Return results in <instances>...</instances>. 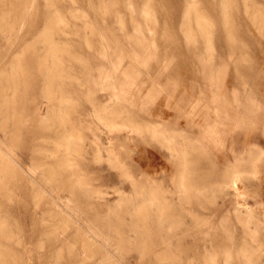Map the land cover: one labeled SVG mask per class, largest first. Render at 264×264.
<instances>
[{"label": "rangeland", "instance_id": "1", "mask_svg": "<svg viewBox=\"0 0 264 264\" xmlns=\"http://www.w3.org/2000/svg\"><path fill=\"white\" fill-rule=\"evenodd\" d=\"M17 1L0 0V264H264V30L251 24L243 0L234 17L242 47L225 39L220 0L212 7L207 0H102L99 11L97 0H22L21 15L12 12Z\"/></svg>", "mask_w": 264, "mask_h": 264}, {"label": "bare ground", "instance_id": "2", "mask_svg": "<svg viewBox=\"0 0 264 264\" xmlns=\"http://www.w3.org/2000/svg\"><path fill=\"white\" fill-rule=\"evenodd\" d=\"M23 1H24V0H23ZM97 1H98V4H97L96 6H94V8H95L94 10L99 11L100 8H101V1H102V0H97ZM104 1H105V0H104ZM132 1H133V0H132ZM181 1H182V0H181ZM185 1H186V0H185ZM187 1H188V0H187ZM187 1H186V2H187ZM220 1H221V6H220V7H221V12H220V11H219V12L222 13V17H223V33H224V36H225L226 41H227L229 44H231V45H235V46H239V47L245 46L246 43L243 42V40L241 41L240 39L237 38L238 33L242 30V29H240L239 24L237 23V21L234 19L235 15L238 14V4H237V0H220ZM250 1H251V0H243V2H244V6H243V7H244V12L249 16L250 21H251V24L256 28V30L258 29L259 31H263V30H264V9H263L261 6H259V5L257 4V3H259V1H256L255 3H252V2L250 3ZM145 2H146V1H145ZM152 2H153V1H152ZM189 2H190V1H189ZM194 2H195V1H194ZM183 3H184V2H183ZM195 3H196V2H195ZM199 3H200V2H199ZM238 3H239V1H238ZM125 4H126V3H125ZM187 4H188V2H187ZM190 4H192V3H190ZM190 4H189V5H190ZM196 4L198 5V3H196ZM11 5H12V4H11ZM146 5H148V4H145V6H146ZM199 5H200V4H199ZM207 5H209V6L212 7V6H213V2H212L211 0H207ZM239 5H240V4H239ZM78 6H79V5H78ZM78 6H77V7H78ZM149 6H150V5H149ZM182 6H183V5H182ZM201 6H203V5H201ZM74 7H75V6H74ZM143 7H144V6H143ZM146 7H147V6H146ZM218 7H219V6H218ZM12 8H13V9H12V12H13V13L21 15V14L24 12L25 4H24V2H22V0H19V1L15 2L14 7H12ZM62 8H63V7H62ZM62 8H61V9H62ZM72 8H73V7H72ZM160 8H162V7H160ZM182 8H183V7H182ZM189 8H190V7H189ZM197 8H198V7H197ZM78 9H80V8L78 7ZM124 9H125V8H124ZM132 9H133V8H132ZM140 9H141V8H140ZM151 9H152V8H151ZM183 9H184V8H183ZM190 9H191V8H190ZM201 9H202V7H201ZM201 9H200V11H201ZM119 10H120V9H119ZM119 10H118V11H119ZM203 10H204V9H203ZM219 10H220V9H219ZM118 11H117V13H119ZM120 11H121V10H120ZM143 11H144V10H143ZM145 11H146V10H145ZM191 11H192V10H191ZM200 11H198V12L200 13ZM54 12H55V11H54ZM141 12H142V11H141ZM202 12H203V11H202ZM56 13H58V12H56ZM142 13H143V12H142ZM142 13H141V14H142ZM153 13H154V12H153ZM199 13H198V15H200ZM114 14H115V13H114ZM121 14H122V13H121ZM126 14H127V13H126ZM129 14H130V13H129ZM144 14H145V13H144ZM144 14H143V15H144ZM151 14H152V13H151ZM190 14H191V13H190ZM205 14H206V13H204V15H205ZM119 15H120V14H119ZM124 15H125V14H124ZM187 15H188V14H187ZM74 16H75V15H74ZM127 16H128V15H127ZM145 16H146V14H145ZM154 16H155V15H154ZM64 17H65V16H64ZM81 17H82V16H81ZM179 17H180V15H179ZM195 17L197 18L196 15H195ZM199 17H200V16H199ZM204 17H205V16H204ZM122 18H123V17H122ZM134 18H135V17H134ZM152 18H154V17H152ZM182 18H183V17H182ZM188 18H189V17H188ZM196 18H195V19H196ZM202 18H203V16H202ZM209 18H210V17H209ZM23 19H24V18H23ZM186 19H187V18H186ZM186 19H185V20H186ZM77 20H78V19H77ZM150 20H151V19H150ZM196 20H198V19H196ZM204 20H205V19H204ZM207 20H208V19H207ZM124 21H125V20H124ZM148 21H149V20H148ZM151 21H153V20H151ZM155 21H157V20L155 19ZM165 21H166V20H165ZM181 21H182V20H181ZM208 21H210V20H208ZM85 22H88V21H85ZM119 22H120V21H119ZM145 22H146V21H145ZM145 22H144V23H145ZM192 22H193V21H192ZM148 23H149V22H147V24H148ZM153 23H154V22H153ZM167 23H168V22H167ZM180 23H181V22H180ZM186 23H187V22H186ZM197 23H199V22H197ZM206 23H207V22H206ZM55 24H57V25H56L57 27H60V25H58L59 22H56ZM158 24H159V23H158ZM158 24H157V25H158ZM165 24H166V23H165ZM183 24H184V23H183ZM188 24H189V23H188ZM204 24H205V23H204ZM207 24H208V23H207ZM65 25H66V24H65ZM65 25H64V26H65ZM117 25H118V24H117ZM148 25H149V24H148ZM148 25H147V26H148ZM196 25H197V24H196ZM205 25H206V24H205ZM138 26H139V25H138ZM151 26H152V25H151ZM167 26H168V24H167ZM192 26H193V24H192ZM203 26H204V25H203ZM119 27H120V26H119ZM154 27H155V26H154ZM154 27H153V28H154ZM156 27H157V26H156ZM182 27H184V26H182ZM204 27H205V26H204ZM210 27H211V26H210ZM45 28H46V27H45ZM168 28H169V27H168ZM192 28H193V27H192ZM157 29H158V28H157ZM185 29H186V28H185ZM189 29H190V27H189ZM204 29H205V28H204ZM213 29H214V28H213ZM118 30H119V29H118ZM125 30H126V29H125ZM161 30H162V29H161ZM196 30H197V29H196ZM88 31H89V30H88ZM120 31H121V30H120ZM147 31H148V29H147ZM149 31H150V30H149ZM152 31H153V29H152ZM152 31H150V32H152ZM162 31H164V29H163ZM167 31H169V30H167ZM180 31H181V30H180ZM154 32H157V30L154 31ZM181 32H183V30H182ZM192 32H193V31H192ZM194 32H195V31H194ZM257 32H258V31H257ZM41 33H42V32H41ZM152 33H153V32H152ZM167 33L169 34V32H167ZM87 34H88V33H87ZM164 34H165V33H164ZM184 34H185V33H183V35H184ZM188 34H189V33H188ZM190 34H191V33H190ZM190 34H189V35H190ZM148 35H150V34H148ZM151 35H152V34H151ZM193 35H194V34H193ZM260 35H261V34H260ZM4 36H5V35H4ZM34 36H35V35H34ZM200 36H201V34H200ZM262 36H263V33H262ZM163 37H164V36H163ZM164 38H165V37H164ZM208 38H209V37H208ZM46 39H48V38L44 37L43 40H46ZM150 39H151V38H150ZM190 39H191V37H190ZM210 39L212 40V38H210ZM31 40H32V38H31ZM56 40H57V39H56ZM170 40H171V39H170ZM207 40H208V39H207ZM27 41H28V40H27ZM46 41H47V40H46ZM167 41H168V37H167ZM189 41H190V40H189ZM194 41H195V40H194ZM208 41L210 42L209 44H211V41H210V40H208ZM208 41H207L206 43H208ZM28 42H29V41H28ZM153 42H154V39H153ZM169 42H170V41H169ZM171 42H172V41H171ZM213 42H214V41H213ZM9 43H10V42H9ZM186 43H187V42H186ZM192 43H193V42H192ZM197 43H198V42H197ZM153 44H154V43H153ZM195 45H196V44H195ZM207 45H208V44H207ZM212 46H213V45H212ZM4 47H5V46H4ZM207 47H209V46H207ZM165 48H167V47H165ZM165 48H164V49H165ZM32 50H33V49H32ZM228 51H229V50H228ZM26 52H27V51H26ZM241 52H242V51H241ZM189 53H190V52H189ZM203 53H204V52H203ZM33 54H34V53H33ZM99 56H100V55H99ZM228 56H229V55H228ZM24 57H25V56H24ZM166 57H167V56H166ZM241 59H242V58H241ZM39 60H40V58H39ZM47 62H48V61H47ZM57 62H58V61H57ZM60 62H61V61H60ZM84 62H85V61H84ZM41 63H42V62H41ZM51 63H52V62H51ZM81 63H83V62H81ZM38 64H39V63H38ZM53 64H54V63H53ZM84 64H85V63H84ZM232 64H233V63H232ZM44 65H45V64H44ZM58 65H59V63H58ZM47 66H48V65H47ZM61 66H62V65H61ZM252 66H253V65H252ZM50 67H51V66H50ZM59 67H60V66H59ZM59 67H57V68H59ZM237 67H238V66H237ZM20 68H21V67H20ZM66 68H67V67H66ZM252 68H253V67H252ZM14 69H15V68H14ZM41 69H42V68H41ZM47 69H48V68H47ZM49 69H51V68H49ZM236 69H237V68H236ZM7 70H8V69H7ZM37 70H38V69H37ZM54 70H55V69H54ZM70 70H71V69H70ZM239 70H240V69H239ZM88 71H89V70H88ZM10 72H11V71H10ZM51 72H53V71H51ZM62 72H63V70H62ZM66 72H68V71H66ZM236 72H237V70H236ZM63 73H65V72H63ZM45 74H47V73H45ZM49 74H50V72H49ZM51 74H52V73H51ZM57 74H58V72H57ZM57 74H56V75H57ZM60 74H61V72H60ZM69 74H70V73H68V75H69ZM62 75H63V74H61V76H62ZM71 75H72V74H71ZM71 75H69V76H71ZM58 76H59V75H58ZM72 76H73V75H72ZM64 77H65V76H64ZM73 77H74V76H73ZM46 78H47V77H46ZM50 78H51V77H50ZM50 78H49V79H50ZM54 78H55V77H54ZM54 78H53V79H54ZM56 78H57V77H56ZM76 78H77V77H76ZM67 79H68V78H67ZM73 79H74V78H73ZM77 79L79 80V78H77ZM235 79H237V78H235ZM45 80H47V79H45ZM51 80H52V79H51ZM51 80H50V81H51ZM59 80H60V79H59ZM62 80H63V79H62ZM65 80H66V77H65ZM70 80H71V77H70ZM74 80H75V79H74ZM250 80H251V79H250ZM250 80H248V81H250ZM48 81H49V80H48ZM63 81H64V80H63ZM80 81H82V80H80ZM83 81H84V80H83ZM47 83H48V82H47ZM49 83H50V82H49ZM57 83H59V82L56 81V84H57ZM63 83L65 84V82H63ZM79 83H80V82H79ZM84 84H85V83H84ZM41 85H42V84H41ZM50 85H52V84H50ZM59 85H61V83H60ZM67 85H68V84H67ZM242 85H243V84H242ZM57 86H58V84H57ZM80 86H81V85H80ZM82 86H83V85H82ZM85 86H86V85H85ZM60 87H61V86H60ZM65 88H66V87H65ZM62 90L64 91L63 88H62ZM85 90H87V89H85ZM60 91H61V90H60ZM67 91H68V90H67ZM67 91H66V92H67ZM69 91H70V90H69ZM81 91L83 92V90H81ZM87 91H88V90H87ZM52 92H53V91H52ZM54 92H56V91H54ZM61 92H62V91H61ZM57 93H58V92H57ZM71 93H73L72 90L70 91V94H71ZM83 93H84V92H83ZM85 93H86V92H85ZM85 93H84V94H85ZM51 94H52V93H51ZM64 94H65V93H64ZM70 94H69V92H68V95H70ZM74 94H75V93H74ZM40 95H41V94H40ZM59 95H60V94H59ZM59 95H57V96L59 97ZM61 95H62V94H61ZM68 95H67V96L65 95V96L68 97ZM71 95H72V94H71ZM71 95L69 96L70 98H71ZM75 95H76V94H75ZM19 96H20V95H19ZM76 96H77V95H76ZM78 96H79V95H78ZM78 96H77V99H76L75 96H74V98H75L76 100H78ZM80 96H81V95H80ZM17 97H18V96H17ZM72 97H73V95H72ZM83 97H84V96H83ZM5 98H6V97H5ZM59 98H60V97H59ZM59 98H58V99H59ZM114 98H115V97H114ZM63 99H67V98H64V97H63ZM68 99H69V98H68ZM68 99H67V100H68ZM71 99H73V98H71ZM75 99H74V100H75ZM104 99H105V97H104ZM44 100H45V99H44ZM67 100H66V101H67ZM74 100H73V101H74ZM79 100H80V99H79ZM81 100H82V99H81ZM89 100H90V99H89ZM92 100H94V99H92ZM114 100H115V99H114ZM114 100H112V104H113L112 107L115 106V104L113 103ZM66 101H65V102H66ZM70 101H71V100H69V102H70ZM108 101H109V100H108ZM108 101H107V102H108ZM50 102H51V101H50ZM61 102H62V101L60 100V103H61ZM69 102H68V103H69ZM71 102H72V101H71ZM78 102H79V101H78ZM96 102H97V100H96ZM62 103H64V100H63ZM72 103H74V102H72ZM115 103H116V102H115ZM70 104H71V103H70ZM82 104H83V103H82ZM91 104H92V103H91ZM91 104H89V105H91ZM64 105H65V104H64ZM76 105H77V104H76ZM78 105H79V104H78ZM121 105H122V104H121ZM55 106H56V105H55ZM57 106H58V105H57ZM68 106H69V105H68ZM81 106H82V105H81ZM81 106H80V107L78 106V107L81 108ZM93 106H94V105H93ZM102 106H103V105H102ZM63 107H64V106H62V108H63ZM66 107H67V106H66ZM69 107H71V106H69ZM75 107H76V106H75ZM109 107H110V106H109ZM109 107H108V108H109ZM45 108H46V107H45ZM47 108H48V107H47ZM58 108H60V106H59ZM94 108H95V107H94ZM53 109H54V108H53ZM60 109H61V108H60ZM82 109H83V108H82ZM110 109H111V107H110ZM113 109H114V108H113ZM44 110H45V109H44ZM51 110H52V108H51ZM54 110H56V108H55ZM67 110H68V108H67ZM72 110H73V109H72ZM74 110H75V109H74ZM111 110H112V109H111ZM60 111H61V110H60ZM60 111H59V114L64 113V112H60ZM93 111H95V110H93ZM96 111H98V110H96ZM103 111H104V110H103ZM113 111H114V110H113ZM113 111H112V112H113ZM48 112H49V110H48ZM52 112H53V111H52ZM55 112H57V111H55ZM65 112H66V110H65ZM88 112H89V111H88ZM126 112H127V111H126ZM10 113H11V112H10ZM50 113H51V112H50ZM56 114H58V113H56ZM98 114H99V113L97 112V115H98ZM112 114H113V113H112ZM13 115H14V114H13ZM69 115H70V113H69ZM87 115H88V114H87ZM93 115H94V114H93ZM97 115H96V116H97ZM47 116H48V114H47L45 117H47ZM52 116H53V115H52ZM52 116H51V117L49 116V117H50L51 119H53ZM58 116H59V115H58ZM61 116H62V115H60V117H61ZM101 116H103V115H101ZM126 116H127V115H126ZM53 117H54V116H53ZM55 117H56V116H55ZM60 117H59V118H60ZM103 117H104V116H103ZM103 117H102V118H103ZM24 118H25V117H24ZM61 118H62V117H61ZM134 118H135V117H134ZM0 119H1V118H0ZM41 119H42V118H41ZM43 119H45V118H43ZM46 119H47V118H46ZM98 119H99V118H98ZM100 119H101V118H100ZM103 119H104V118H103ZM57 120H58V118H57ZM57 120H55V122H57ZM62 120H66V118H63ZM101 120H102V119H101ZM130 120H131V119H130ZM135 120H136V119H135ZM144 120H145V119H144ZM59 121H61V120H59ZM67 121H68V120H67ZM42 122H44V121L42 120ZM63 122H64V121H63ZM63 122H62V123H63ZM69 122H70V121H69ZM80 122H81V121H80ZM128 122H130V121H128ZM145 122H147V120H145ZM44 123H45V122H44ZM46 123H47V122H46ZM57 123H58V122H57ZM60 123H61V122H60ZM88 123H89V121H88ZM98 123H99V122H98ZM101 123H102V122H101ZM107 123H108V122H107ZM117 123H118V122H117ZM117 123H116V125H117ZM121 123H122V122H121ZM130 123H131V122H130ZM149 123H150V122H149ZM155 123H156V122H155ZM55 124H56V123H55ZM55 124H54V125H55ZM71 124H72V123H71ZM110 124H111V123H110ZM134 124H135V122H134ZM136 124H137V123H136ZM152 124H154V123H151V125H152ZM5 125H6V123H5ZM10 125H11V124H10ZM51 125H52V124H51ZM51 125H50V127H52ZM54 125H53V126H54ZM63 125H64V124H63ZM63 125H62V126H63ZM89 125H90V124H89ZM97 125H98V124H97ZM0 126H1V125H0ZM21 126H22L21 124H18V125L16 126V128L19 129ZM44 126H45V125H44ZM59 126H60V124H59ZM67 126H68V125H67ZM67 126L65 125L66 128H67ZM76 126H78V125H76ZM121 126H122V125H121ZM125 126H126V125H125ZM136 126H137V125H136ZM152 126H153V125H152ZM128 127H129V126H128ZM134 127H135V126H134ZM140 127H143V126H140ZM140 127H139V128H140ZM148 127H149V126H148ZM155 127L157 128L156 125H155ZM43 128H44V127H43ZM46 128H47V127H46ZM83 128H84V127H82V129H83ZM130 128H131V127H130ZM145 128H146V127H145ZM149 128H150V127H149ZM170 128H171V127H170ZM48 129H49V127H48ZM50 129H51V128H50ZM68 129H69V128H68ZM68 129H67V131H68ZM72 129H73V128H72ZM78 129H79V131L81 130L80 128H78ZM111 129H112V128H111ZM143 129H144V128H143ZM152 129H153V128H152ZM166 129H167V128H166ZM56 130H57V129H56ZM100 130H101V128H100ZM102 130H103V129H102ZM145 130H146V129H145ZM168 130H169V129H168ZM171 130H172V129H171ZM191 130H192V129H190V131H191ZM45 131H46V130H45ZM49 131H50V130H49ZM137 131H138V130H137ZM153 131H154V130H153ZM179 131H180V130H179ZM7 132H9V131H7ZM63 132H64V131H63ZM63 132H62V133H63ZM109 132H110V131H109ZM150 132H152V131L150 130ZM159 132H160V131H159ZM162 132H163V131H162ZM162 132H161V133H162ZM170 132H171V131H170ZM56 133H57V132H56ZM62 133H61V137L63 138ZM66 133H67V132H66ZM78 133H79V132H78ZM100 133H101V132H100ZM152 133H153V132H152ZM178 133L181 134V132H178ZM185 133H186V132H185ZM1 134H2V133H1ZM58 134H59V133H58ZM80 134H81V132H80ZM163 134H164V133H163ZM165 134H166V133H165ZM169 134H170V133H169ZM180 134H179V135H180ZM105 135H106V134H105ZM154 135H155V134H154ZM166 135H167V134H166ZM166 135H165L164 137H166ZM176 135H177V133H176ZM179 135H178V136H179ZM188 135H189V134H187V136H188ZM68 136H70V135H68ZM71 136H72V135H71ZM71 136H70V137H71ZM77 136H78V135H76V137H77ZM93 136H94V134H93ZM102 136H103V135H102ZM180 136H183V135H180ZM180 136H179V137H180ZM59 137H60V135H59ZM65 137H66V136H65ZM76 137H75L74 139H77ZM80 137H81V136H80ZM96 137H98V136H96ZM96 137H95V138H96ZM168 137H169V136H168ZM176 137H177V136H176ZM176 137H175V138H176ZM3 138H4V137H3ZM45 138H46V137H45ZM78 138H79V137H78ZM107 138H108V137H107ZM169 138H170V137H169ZM172 138H173V137H172ZM184 138H185V137H184ZM186 138H187V137H186ZM8 139H9V138H8ZM60 139H61V138H60ZM67 139H68V138H67ZM67 139H66V140H67ZM96 139H97V138H96ZM101 139H102V138H101ZM166 139H168V138H166ZM173 139H174V138H173ZM182 139H183V138H182ZM189 139H190V137H189ZM191 139H192V138H191ZM58 140H59V139H58ZM82 140H83V139H82ZM84 140H85V139H84ZM98 140H99V139H98ZM126 140H127V139H126ZM168 140H169V139H168ZM170 140H171V139H170ZM0 141H1V139H0ZM47 141H49V140H47ZM62 141H64V140L62 139ZM73 141H75V140H72V142H73ZM101 141H102V140H101ZM106 141H107V140H106ZM156 141H157V139H156ZM183 141H184V140H183ZM244 141H245V140H244ZM244 141H243V142H244ZM1 142H2V141H1ZM51 142H53V141H51ZM64 142H65V141H64ZM67 142H68V140H67ZM69 142L71 143L70 140H69ZM81 142H82V141H81ZM159 142L161 143L160 139H159ZM168 142L170 143L171 141H168ZM172 142H173V141H172ZM172 142H171V143H172ZM175 142L177 143V142H179V141H177V140L175 139ZM191 142H192V141H191ZM53 143H55V141H54ZM53 143H52V144H53ZM58 143H59V142H58ZM70 143H69V145H70ZM180 143H181V142H180ZM184 143H185V142H184ZM184 143H182V144H184ZM187 143H188V142H187ZM48 144H49V143H48ZM50 144H51V143H50ZM66 144H67V143H66ZM71 144H73V143H71ZM104 144H105V143H104ZM158 144H159V143H158ZM9 145H10V144H9ZM56 145L58 146V144H56ZM56 145H54V146H56ZM60 145H62L61 142H60ZM64 145H65V144L63 143V146H64ZM80 145H81V144H80ZM99 145H100V144H99ZM188 145L192 146L191 144H188ZM65 146H66V148H68V147H67L68 144L65 145ZM65 146H64V147H65ZM71 146H72V145H71ZM76 146H77V145H76ZM81 146H82V145H81ZM81 146H80V147H81ZM160 146H161V145H160ZM5 147H6V146H5ZM11 147H12V146H11ZM74 147H75V146H74ZM74 147L72 146V148H74ZM98 147H99V146H98ZM182 147H183V146H182ZM196 147H197V146H196ZM12 148H13V147H12ZM52 148H53V147H52ZM56 148H57V147H56ZM59 148H60V147H59ZM59 148H58V149H59ZM62 148H63V147H62ZM69 148H70V147H69ZM69 148H68V149H69ZM72 148H71L70 150H72ZM167 148H168V147H167ZM184 148H185V147H184ZM186 148H187V147H186ZM257 148H258V147H257ZM7 149H8V148H7ZM45 149H46V147H45ZM74 149H75V148H74ZM74 149H73V150H74ZM81 149H82V148H81ZM170 149H171V148H170ZM194 149H195V148H194ZM201 149H202V148H201ZM13 150H14V149H13ZM50 150H51V149H49V152H50ZM66 150H67V149H66ZM196 150H197V149H196ZM202 150H203V149H202ZM4 151H5V150H4ZM16 151H17V150H16ZM34 151H35V150H34ZM43 151H46V150H44V148H43ZM53 151H54V150H53ZM58 151H59V150H58ZM64 151H65V150H64ZM77 151H78V150H77ZM101 151H103V150H101ZM130 151H131V150H130ZM187 151H188V150H187ZM251 151H252V150H251ZM17 152H18V151H17ZM36 152H37V151H36ZM39 152H40V151H39ZM46 152H47V151H46ZM51 152H52V151H51ZM54 152H55V151H54ZM60 152H61V151H60ZM68 152H70V151H68ZM73 152H74V151H73ZM104 152H105V151H104ZM183 152H184V149H183ZM260 152H261V150H260ZM5 153H6V151H5ZM47 153H48V152H47ZM47 153H46V154H47ZM61 153H64V152H61ZM61 153H60V154H61ZM102 153H103V152H102ZM106 153H107V152H106ZM109 153H110V152H109ZM132 153H133V152H132ZM258 153H259V152H258ZM18 154H19V153H18ZM18 154H17V155H18ZM55 154H56V153H55ZM100 154H101V153H100ZM183 154H184V153H183ZM183 154H182V155H183ZM185 154H186V153H185ZM208 154H209V153H208ZM3 155H4V154H3ZM19 155H20V154H19ZM41 155H42V153H41ZM68 155H69V154H68ZM210 155H211V154H210ZM258 155H259V154H258ZM15 156H16V155H15ZM46 156H49V155H46ZM51 156H52V155H51ZM64 156H65V155H64ZM69 156H70V155H69ZM72 156H74V155H72ZM78 156L80 157V153H79ZM82 156H83V155H82ZM91 156H94V155L92 154ZM103 156H104V155H103ZM108 156H109V155H108ZM108 156H107V157H108ZM169 156H170V155H169ZM202 156H203V155H202ZM2 157H3V156H2ZM11 157H12V156H11ZM60 157H61V156H60ZM62 157H63V156H62ZM62 157H61V158H62ZM65 157H66V156H65ZM105 157H106V156H105ZM170 157H171V156H170ZM178 157H179V156H178ZM184 157H185V156H184ZM92 158H94V157H92ZM257 158H258V156H257ZM18 159H19V158H18ZM71 159H72V157H71ZM110 159H111V158H110ZM180 159H181V157H180ZM237 159H238V158H237ZM83 160H84V159H83ZM96 160H97V159H96ZM1 161H2V160H1ZM60 161H61V160H60ZM66 161H67V160H66ZM184 161H185V160H184ZM188 161H189V160H188ZM243 161H244V160H243ZM29 162H30V161H29ZM63 162H64V159H63ZM76 162H77V161H76ZM185 162H186V161H185ZM240 162H241V160H240ZM12 163H13V162H12ZM15 163H17V161H16ZM58 163H59V161H58ZM66 163H67V162H66ZM68 163H69V161H68ZM251 163H252V162H251ZM32 164L34 165V163H32ZM32 164H31V165H32ZM81 164H82V163H81ZM186 164H188V163L186 162ZM3 165H4V164H3ZM28 165H29V164H28ZM31 165H30V166H31ZM33 165H32V166H33ZM67 165H68V164H67ZM69 165H70V164H69ZM69 165H68V166H69ZM71 165H72V164H71ZM73 165H74V164H73ZM79 165H80V162H79ZM100 165H101V164H100ZM177 165H178V164H177ZM23 166H24V165H23ZM57 166H58V165H57ZM227 166H228V165L226 164V167H227ZM59 167H60V165H59ZM61 167H62V166H61ZM65 167H66V166H65ZM187 167L190 168V165H188ZM235 167H236V166H235ZM253 167H254V166H253ZM21 168H22V167H21ZM25 168H26V167H25ZM28 168H29V167L27 166V169H28ZM31 168H33V167H31ZM40 168H41V167H40ZM43 168H44V167H43ZM78 168H79V167H78ZM101 168H102V167H101ZM183 168H184V167H183ZM228 168H229V167H228ZM27 169H26V170H27ZM55 169H56V168H55ZM81 169H82V168H81ZM81 169H80V170H81ZM102 169H103V168H102ZM246 169H247V168H246ZM5 170H6V168H5ZM5 170H4V172H5ZM26 170H25V171H26ZM28 170H30V169H28ZM33 170H34V169H33ZM36 170H37V169H36ZM47 170H48V169H47ZM181 170H182V169H181ZM220 170H221V169H220ZM242 170H243V169H242ZM44 171H45V170H44ZM78 171H79V170H78ZM183 171H184V170H182V172H183ZM222 171H223V170H222ZM237 171H238V170H237ZM4 172H3V173H4ZM29 172H30V171H29ZM35 172H36V171H35ZM38 172H39V171H38ZM56 172H57V171H56ZM76 172H77V171H76ZM76 172H74V173H76ZM189 172H191V171H189ZM241 172H242V171H241ZM252 172H253V171H252ZM10 173H11V172H10ZM27 173H28V172H27ZM44 173H45V172H44ZM47 173H48V172H47ZM47 173H46V174H47ZM53 173H54V172H53ZM53 173H50L51 176H52ZM77 173H78V172H77ZM81 173H82V172H81ZM185 173H186V172H185ZM30 174H31V173H30ZM55 174H56V173H55ZM121 174H122V173H121ZM183 174H184V173H183ZM32 175H33V174H32ZM34 175H35V174H34ZM34 175H33V177H34ZM42 175H43V173H42ZM70 175H71V174H70ZM74 175H75V174H74ZM74 175H71V176H74ZM79 175H80V173H79ZM125 175H126V174H125ZM129 175H130V174H129ZM218 175H219V174H218ZM25 176H26V175H25ZM80 176H81V175H80ZM80 176H77V178H76V175H75V178H76L77 180H78V179L80 180L81 178H78V177H80ZM87 176H88V175H87ZM182 176H183V175H182ZM186 176H187V174H186ZM30 177H31V175H30ZM46 177H48V176H46ZM49 177H50V176H49ZM52 177H53V176H52ZM217 177H218V176H217ZM220 177H221V172H220ZM228 177H229V176H228ZM31 178H32V177H31ZM54 178H55V177H54ZM131 178H132V177H131ZM174 178H175V177H174ZM179 178H180V177H179ZM27 179H28V178H27ZM33 179H34V178H33ZM181 179H184V180H185L184 176H183V178H181ZM217 179H218V178H217ZM55 180H56V179H55ZM60 180H61V179H60ZM69 180H70V179H69ZM218 180H219V179H218ZM34 181H36V180H34ZM42 181H43V180H42ZM49 181H50V180H49ZM75 181H76V180H75ZM80 181H81V180H80ZM80 181H79V182H80ZM86 181H87V180H86ZM177 181H178V180H177ZM181 181H183V180H181ZM36 182H37V181H36ZM45 182H46V181H45ZM79 182H78V183H79ZM198 182H199V181H198ZM217 182H218V181H217ZM224 182H225V181H224ZM41 183H42V182H41ZM47 183H49V182H47ZM56 183H57V182H56ZM80 183L83 184L82 182H80ZM180 183H181V182H180ZM186 183H187V182H186ZM199 183H200V182H199ZM204 183H205V182H204ZM215 183H216V182H215ZM233 183H234V182H233ZM18 184H19V183H18ZM45 184H46V183H45ZM73 184H74V183H73ZM73 184H72V186H73ZM104 184H105V183H104ZM136 184H137V183H136ZM201 184H202V183H201ZM216 184H217V183H216ZM219 184H220V183H218V185H219ZM223 184H224V183H223ZM228 184H230V183H228ZM239 184H240V183H239ZM43 185H44V184H43ZM43 185H42V186H43ZM50 185H51V184H50ZM50 185H49V186H50ZM77 185H78V184H77ZM107 185H108V184H107ZM180 185L182 186L183 183L180 184ZM184 185H185V184H184ZM203 185H204V184H202V186H203ZM206 185H207V184H206ZM206 185H205V188H208V187H206ZM211 185H213V184H211ZM221 185H222V184H221ZM234 185H235V183H234ZM42 186H41V187H42ZM44 186H45V185H44ZM81 186H84V185H81ZM86 186H87V184H86ZM86 186H85V188H86ZM94 186H95V185H94ZM105 186H106V185H105ZM116 186H117V185H116ZM137 186H138V185H137ZM190 186H191V185H190ZM196 186H198V185H196ZM199 186H201V185H199ZM199 186H198V187H199ZM207 186H209V184H208ZM36 187H37V186H36ZM73 187H74V186H73ZM91 187H92V186H91ZM95 187H96V186H95ZM112 187H113V186H112ZM178 187H179V186H178ZM182 187H185V186H182ZM188 187H189V186H188ZM198 187H197L196 189H198ZM214 187H215V185H214ZM214 187H213V189H214ZM42 188H43V187H42ZM47 188H48V187H47ZM52 188H53V187H52ZM55 188H56V187H55ZM57 188H59V187H57ZM76 188H77V187H76ZM79 188H80V187H79ZM110 188H111V187H110ZM155 188H156V187H155ZM155 188H154V189H155ZM185 188H186V187H185ZM189 188H190V187H189ZM203 188H204V187H203ZM219 188H220V187H219ZM43 189H44V188H43ZM81 189H82V188H81ZM86 189L89 190L88 188H86ZM98 189H99V188H98ZM100 189H101V188H100ZM120 189L122 190V188H120ZM194 189H195V188H194ZM194 189H192V190H194ZM208 189H210V187H209ZM39 190H40V189H39ZM48 190H49V189H48ZM71 190H72V189H71ZM76 190H77V189H76ZM90 190H91V189H90ZM110 190H111V189H110ZM140 190H141V189H140ZM146 190H147V189H146ZM150 190H151V189H150ZM152 190H153V189H152ZM183 190H185V189H183ZM192 190H191V191H192ZM199 190L201 191V188H200ZM215 190H216V189H215ZM215 190H214V191H215ZM45 191H47V190H45ZM51 191H52V190H51ZM56 191H57V190H56ZM68 191H69V189H68ZM68 191H67V193H68ZM83 191L86 192L85 189H83ZM91 191H92V190H91ZM93 191H94V190H93ZM98 191H99V190H97V192H98ZM131 191H132V190H131ZM142 191H143V190H142ZM160 191H161V190H160ZM162 191H163V190H162ZM196 191H197V190H196ZM202 191H203V190H202ZM206 191L208 192V190H206ZM214 191H213V192H214ZM221 191H222V190H221ZM221 191H220V192H221ZM35 192H36V191H35ZM41 192H42V190H41ZM79 192H80V191H79ZM95 192H96V191H95ZM109 192H110V191H109ZM164 192H165V191H164ZM175 192H176V191H175ZM179 192H180V191H179ZM179 192H177V193H179ZM181 192H182V191H181ZM185 192H186V191H185ZM197 192H198V191H197ZM197 192H195V193H197ZM210 192H212V191L210 190ZM210 192H209L208 194H210ZM216 192H217V191H216ZM218 192H219V190H218ZM226 192H227V190H226ZM234 192H235V191H234ZM36 193H37V192H36ZM52 193H53V192H52ZM69 193H70V192H69ZM104 193H105V191H104ZM124 193H125V191H124ZM127 193H128V192H127ZM150 193H151V192H150ZM150 193H149V194H150ZM168 193H169V190H168ZM170 193H171V192H170ZM195 193H194V194H195ZM204 193H206V192H204ZM230 193H231V191H230ZM12 194H13V193H12ZM44 194H45V193H44ZM49 194H50V193H49ZM80 194H81V193H80ZM83 194H84V192H83ZM91 194H92V193H91ZM99 194H101V193H99ZM129 194H131V193L129 192ZM133 194H134V193H133ZM146 194H147V192H146ZM185 194H187V193H185ZM189 194H190V193H189ZM197 194L200 195L199 192H198ZM231 194H232V193H231ZM34 195H35V194H34ZM41 195H42V194H41ZM70 195H71V194H70ZM84 195H85V194H84ZM87 195H88V194H87ZM107 195H108V194H107ZM175 195H176V194H175ZM191 195H193V194H191ZM201 195H202V194H201ZM211 195H213V193H212ZM261 195H262V194H261ZM36 196H37V195H36ZM56 196H57V195H56ZM60 196H61V195H60ZM71 196H72V195H71ZM71 196H70V198H71V200H72V197H71ZM132 196H133V195H132ZM134 196H135V195H134ZM152 196H153V195H152ZM183 196H184V195H182V197H183ZM186 196H187V195H186ZM186 196H184V197H186ZM33 197H34V196H33ZM37 197H38V196H37ZM63 197H64V196H63ZM73 197H74V196H73ZM95 197H96V196H95ZM146 197H147V196H146ZM146 197H145V200H146ZM175 197H176V196H175ZM204 197H205V196H204ZM212 197H213V196H212ZM212 197H211V198H212ZM218 197H220V196H218ZM55 198H56V197H55ZM57 198H58V197H57ZM61 198H62V197H61ZM80 198H81V197H80ZM92 198H94V197H92ZM96 198H97V197H96ZM115 198H116V197H115ZM137 198H138V197H137ZM142 198H144L143 195H142ZM170 198H172V197L170 196ZM176 198H177V197H176ZM180 198H181V196H180ZM187 198H189V197H187ZM190 198H191V197H190ZM193 198H194V197H193ZM207 198H209V197L207 196ZM53 199H54V198H53ZM59 199H60V198H59ZM66 199L69 200V197L66 198ZM66 199H65V200H66ZM88 199H89V198H88ZM123 199H124V198H123ZM125 199H127V198H125ZM153 199H157V198H153ZM161 199H162V198H161ZM231 199H232V198H231ZM60 200H61V199H60ZM68 200H67V201H68ZM77 200H78V199H77ZM77 200H76V201H77ZM80 200H81V199H80ZM121 200H122V199H121ZM127 200H130V197H129ZM132 200H133V199H132ZM135 200H137V199H135ZM158 200H159V199H158ZM180 200H181V199H180ZM205 200H206V199H204V201H205ZM81 201H82V200H81ZM117 201H118V200H117ZM159 201H160V200H159ZM164 201H165V199H164ZM171 201H173V200L171 199ZM174 201H175V200H174ZM182 201H183V200H182ZM227 201H228V199H227ZM52 202H53V201H52ZM52 202H50V203H52ZM69 202H70V201H69ZM91 202H92V201H91ZM108 202H109V201H108ZM110 202H111V199H110ZM110 202H109V203H110ZM123 202H124V201H123ZM123 202H121V204H123ZM127 202H128V201H127ZM137 202H138V201H137ZM139 202L143 204V202H141V201H139ZM146 202H147V201H146ZM148 202H149V200H148ZM208 202H209V201H208ZM229 202H230V201H229ZM54 203H55V202H54ZM65 203H66V202H65ZM67 203H68V202H67ZM93 203H94V202H93ZM112 203H113V202H112ZM118 203H119V202H118ZM124 203H125V202H124ZM129 203H130V202H129ZM131 203H132V202H131ZM152 203H153V202H152ZM157 203H158V202H157ZM168 203L171 204V202H168ZM177 203H178V202H177ZM191 203H192V202H191ZM210 203H211V202H210ZM210 203H209V204H210ZM37 204H38V203H37ZM47 204H48V203H47ZM69 204H70V203H69ZM83 204H84V202H83ZM83 204H82V205H83ZM89 204H90V203H89ZM94 204H95V203H94ZM121 204H119V205H121ZM126 204H127V203H126ZM134 204H135V203H134ZM142 204H141L140 206H142ZM147 204H148V203H147ZM164 204H166V203H163V206H164ZM172 204H173V202H172ZM172 204H171V205H172ZM179 204H181V203H179ZM197 204H198V203H197ZM224 204H225V203H224ZM239 204H240V203H239ZM35 205H36V204H35ZM50 205H51V204H50ZM116 205H117V204H116ZM119 205H118V206H119ZM128 205H130V204H128ZM144 205H146L145 202H144ZM144 205H143V206H144ZM149 205H150V203H149ZM155 205H156V202H155ZM168 205H169V204H168ZM175 205H177V204L175 203ZM231 205H232V204H231ZM240 205H242V204H240ZM65 206H66V205H65ZM69 206H70V205H69ZM72 206H73V205H72ZM77 206H78V205H77ZM90 206H91V205H90ZM90 206H89V207H90ZM113 206H114V205H113ZM124 206H125V204H124ZM130 206H132V204H131ZM135 206H136V205H135ZM140 206H138V207H140ZM150 206H153V205L151 204ZM173 206H174V205H173ZM229 206H230V203H229ZM229 206H227V207H229ZM111 207H112V206H111ZM114 207H115V206H114ZM122 207H123V206H122ZM154 207H155V206H154ZM160 207H161V205H160ZM227 207H226V208H227ZM66 208H68V207H66ZM72 208H73V207H72ZM81 208H82V207H81ZM86 208H87V207H86ZM92 208H93V207H92ZM115 208H116V207H115ZM118 208H119V207H118ZM118 208H117V209H118ZM127 208H128V207H127ZM129 208H130V207H129ZM129 208H128V209H129ZM136 208H137V207H136ZM145 208H146V207H145ZM166 208H167V207H166ZM231 208H232V207H231ZM109 209H110V208H109ZM117 209H116V210H117ZM131 209H132V208H131ZM146 209H147V208H146ZM149 209H150V208H149ZM158 209H159V207H158ZM160 209H161V208H160ZM174 209H175V208H174ZM184 209H187V208H184ZM118 210H119V209H118ZM132 210H133V209H132ZM136 210H137V209H136ZM140 210H141V209H140ZM143 210H144V208H143ZM156 210H157V209H156ZM164 210H165V209H164ZM182 210H183V209H182ZM227 210H228V209H227ZM227 210H226V211H227ZM230 210H231V209H230ZM235 210H236V209H235ZM238 210H239V209H238ZM73 211H74V210H72V212H73ZM79 211H80V210H79ZM90 211H92V209H91ZM122 211H123V210H122ZM125 211H126V210H125ZM130 211H131V210H130ZM134 211H135V210H134ZM137 211H139V208H138ZM168 211H169V210H168ZM171 211H172V209H171ZM62 212H64V211L62 210ZM83 212L85 213V211H83ZM126 212H127V211H126ZM126 212H125L124 214H126ZM131 212H132V211H131ZM150 212H151V211H150ZM157 212L161 213L162 210H161V211H158V210H157ZM190 212H191V210H190ZM228 212H229V211H228ZM78 213H79V212H78ZM84 213H82V214H84ZM91 213H92V212H91ZM93 213H94V212H93ZM112 213H113V210H112ZM112 213H111V214H112ZM114 213H115V212H114ZM116 213H117V212H116ZM134 213H135V212H134ZM134 213H133V214H134ZM140 213H141V212H140ZM163 213H164V212H163ZM174 213H175V212H174ZM174 213H173V214H174ZM194 213H195V212H194ZM226 213H227V212H226ZM244 213H245V212H244ZM53 214L55 215V213H53ZM57 214H58V212H57ZM88 214H90V213H88ZM96 214H97V213H96ZM96 214H95V216H96ZM120 214H121V213H120ZM120 214H119V215H120ZM133 214H132V215H133ZM136 214H137V212L135 213V215H136ZM142 214H143V213H142ZM146 214H148V213L146 212ZM150 214H151V213H150ZM161 214H162V213H161ZM165 214H168V213L166 212ZM98 215H99V213H98ZM105 215H106V214H105ZM105 215H104V217H106L108 214H107L106 216H105ZM115 215H117V214H115ZM135 215H134V216H135ZM138 215H140V214H138ZM187 215H188V214H187ZM189 215H190V214H189ZM205 215H206V214H205ZM236 215H237V214H236ZM89 216H90V215H89ZM92 216L94 217V215H92ZM100 216H101V215H100ZM120 216H121V215H120ZM130 216H131V214H130ZM136 216H137V215H136ZM147 216H148V215H147ZM159 216H160V214H159ZM163 216H165V215L163 214ZM166 216H167V215H166ZM166 216H165V217H166ZM173 216H174V215H173ZM173 216H169V217L172 218ZM176 216H177V215H176ZM182 216H183V215H182ZM232 216H234V215H232ZM54 217H55V216H54ZM83 217H84V216H83ZM96 217H98V216H96ZM96 217H95V218H96ZM104 217H103V218H104ZM107 217H108V216H107ZM114 217H115V216H114ZM121 217L123 218V216H121ZM121 217H120V218H121ZM154 217H156V215H155ZM174 217H175V216H174ZM174 217H173V218H174ZM185 217H186V216H184V218H185ZM235 217H236V216H235ZM247 217H248V215H247ZM25 218H26V217H25ZM89 218H92V217H89ZM89 218H87V219H89ZM95 218H93V221L96 220ZM101 218H102V217H101ZM110 218H111V216H110ZM110 218H109V219H110ZM124 218H125V215H124ZM132 218H133V217H132ZM140 218H142V217H140ZM166 218H167V217H166ZM177 218H178V216H177ZM256 218H257V217H256ZM2 219H3V217H2ZM59 219H61V218H59ZM64 219H66L65 216H64ZM79 219H80V218H79ZM83 219H85V218H83ZM111 219H112V218H111ZM129 219H131V218H129ZM133 219H134V218H133ZM143 219H144V218H143ZM156 219H157V218H156ZM158 219H159V218H158ZM160 219H161V218H160ZM160 219H159L158 221H160ZM163 219H164V217H163ZM179 219H180V218H179ZM186 219H187V218H186ZM3 220H4V219H3ZM7 220H8V219H7ZM13 220H14V219H13ZM67 220H68V219H67ZM67 220L65 221L66 223H67ZM71 220H72V219H71ZM89 220H90V219H89ZM99 220H101V219L99 218ZM99 220H98V221H99ZM104 220H105V219H104ZM104 220H103V222H104ZM112 220H113V219H112ZM112 220H111V221H112ZM125 220H126V219H125ZM151 220H152V219H151ZM165 220H166V219H165ZM170 220H171V219H170ZM176 220H177V219H176ZM188 220H189V219H188ZM198 220H199V219H198ZM202 220H203V218H202ZM232 220L234 221L235 219H232ZM83 221H84V220H83ZM127 221H128V220H127ZM162 221H163V220H161V222H162ZM166 221H167V220H166ZM166 221H165V223H166ZM183 221L185 222V220H183ZM183 221H182V222H183ZM191 221H192V220H191ZM203 221H204V220H203ZM221 221H222V220H221ZM245 221H246V220H245ZM261 221H262V220H261ZM1 222H3V221H1ZM42 222H43V221H42ZM58 222H59V221H58ZM69 222H70V221H69ZM71 222L73 223L74 221H71ZM84 222H85V221H84ZM86 222H87V221H86ZM90 222H91V221H90ZM95 222H96V221H95ZM122 222H123V221H122ZM131 222H132V221H131ZM140 222H142V220H140ZM171 222H172V221H171ZM171 222H170V223H171ZM178 222H179V221H178ZM213 222L215 223V221H213ZM217 222H218V220H217ZM6 223H7V222H6ZM14 223H15V222H14ZM59 223H60V222H59ZM100 223H101V222H100ZM116 223H117V221H116ZM125 223H126V222H125ZM127 223H129V221H128ZM127 223H126V224H127ZM132 223H133V222H132ZM132 223H131V224H132ZM167 223H168V222H167ZM185 223H186V222H185ZM224 223H225V222H224ZM0 224H1V223H0ZM3 224L5 225V223H3ZM63 224H64V222H63ZM74 224H75V222H74ZM101 224H102V223H101ZM108 224H109V222H108ZM111 224H112V223H111ZM137 224H138V223H137ZM149 224H150V223H149ZM149 224H148V225H149ZM159 224H161V223L159 222ZM159 224H156V225H159ZM179 224H180V223H179ZM181 224H182V223H181ZM244 224H245V222H244ZM11 225H12V224H11ZM57 225H58V224H57ZM75 225H76V224H75ZM75 225H74V227H77V226H75ZM98 225H99V223H98ZM128 225H130V224H128ZM128 225H127V226H128ZM132 225L135 226L134 223H133ZM142 225H143V224H142ZM156 225H155V228H156ZM162 225H163V222H162V224H161V227H162ZM176 225H177V223H176ZM176 225H175V226H176ZM186 225H187V223H186ZM215 225H218V224L215 223ZM228 225H229V224H228ZM230 225H231V224H230ZM234 225H235V223H234ZM2 226H3V225H2ZM67 226H68V225H67ZM105 226H106V225H104V227H105ZM112 226H113V225H112ZM124 226H125V225H124ZM130 226H131V225H130ZM134 226H132V227H134ZM138 226H139V225H138ZM146 226H147V225H146ZM150 226H151V225H150ZM168 226H170V224H168ZM178 226H179V225H178ZM74 227H73V229H75ZM92 227H93V226H92ZM101 227H103V226L101 225ZM110 227H111V226H110ZM117 227H118V226H117ZM166 227H167V226H165L164 228H166ZM179 227H180V226H179ZM189 227H190V226H189ZM189 227H188V228H189ZM217 227H218V226H217ZM253 227H254V226H253ZM1 228H2V227H1ZM1 228H0V229H1ZM5 228H6V227H5ZM60 228H61V227H60ZM93 228H94V227H93ZM115 228H116V227H115ZM115 228H114V229H115ZM135 228H136V227H135ZM140 228H141V227H140ZM173 228H175L174 225H173ZM77 229H78V228H77ZM88 229H89V228H88ZM88 229H87V230H88ZM90 229H91V228H90ZM98 229H99V228H98ZM112 229H113V228H112ZM117 229H118V228H117ZM124 229H125V228H124ZM130 229H131V228H130ZM138 229H139V227H138ZM156 229H157V228H156ZM166 229H167V228H166ZM169 229H171V228L168 227V230H169ZM179 229H180V228H179ZM193 229H194V228H193ZM6 230H7V229H6ZM75 230H76V229H75ZM94 230H95V229H94ZM96 230H97V228H96ZM105 230H106V229H105ZM108 230H110V228H109ZM152 230H153V228H152ZM168 230H167V231H168ZM80 231H81V230H80ZM115 231H116V230H115ZM115 231L113 230L114 233H115ZM130 231H131V230H130ZM133 231H134V230H133ZM139 231H140V230H139ZM139 231L137 230L136 232H139ZM143 231H144V230H143ZM163 231H166V230H163ZM167 231H166V232H167ZM173 231H174V230H173ZM178 231H179V230H178ZM182 231H184V230H182ZM7 232H8V231H7ZM72 232H74V230H73ZM88 232H89V231H88ZM97 232H98V230H97ZM99 232H102V231H101V228H100ZM99 232H98V233H99ZM105 232H106V231H105ZM108 232H109V231H108ZM110 232H111V231H110ZM117 232H118V231H117ZM120 232H121V231H120ZM125 232H127V230H125ZM131 232H132V231H131ZM175 232H176V230H175ZM175 232H174V233H175ZM194 232H195V231H194ZM3 233H4V232H3ZM10 233H11V231H9L8 234H10ZM50 233H52V232H50ZM75 233H76V232H75ZM75 233H74V234H75ZM86 233H87V232H86ZM92 233H94V232H92ZM103 233H104V232H103ZM129 233H130V232H129ZM181 233H182V232H181ZM247 233H248V232H247ZM11 234H12V233H11ZM87 234H88V233H87ZM89 234H90V233H89ZM108 234H109V233H108ZM110 234H111V233H110ZM120 234H121V233H120ZM124 234H125V233H124ZM136 234H137V233H136ZM152 234H154V233H152ZM166 234H168V232H167ZM170 234H171V233H169L168 235H166V237H167V236L169 237ZM232 234H233V232H232ZM17 235H18V234H17ZM76 235H77V234H76ZM91 235H92V234H91ZM100 235H101V234H100ZM102 235H105V234H102ZM111 235H112V234H111ZM111 235H110V236H111ZM131 235H132V234H131ZM133 235H134V234H133ZM164 235H165V234H164ZM164 235H163V236H164ZM179 235H180V233H179ZM197 235H198V234H197ZM3 236H5V234H4ZM12 236H14V233L12 234ZM46 236H47V235H46ZM97 236H99V235H97ZM112 236H113V235H112ZM112 236H111V238H112ZM115 236H117V235H115ZM134 236H136V235H134ZM134 236H133V237H134ZM141 236H143V234H141ZM147 236H148V234H147ZM201 236H202V235H201ZM72 237H74V236L72 235ZM93 237H94V236H93ZM99 237H100V236H99ZM113 237H114V236H113ZM133 237H132V239H133ZM138 237H139V236H138ZM144 237H145V236H144ZM144 237H143V238H144ZM157 237H158V236H157ZM157 237H156V238H157ZM166 237H165V238H166ZM175 237H176V236H175ZM11 238H12V237H11ZM16 238H17V237H16ZM46 238H47V237H46ZM49 238H50V237H49ZM89 238H90V237H89ZM109 238H110V237H109ZM109 238H107V239H109ZM111 238H110V240H111ZM129 238H130V237H129ZM136 238H137V237H134V240H136ZM143 238H142V239H143ZM170 238H171V237H170ZM42 239H43V238H42ZM101 239H102V238H101ZM101 239H100V240H101ZM105 239H106V237H105ZM107 239H106V240H107ZM117 239L119 240L118 237H117ZM127 239H128V238H127ZM148 239H149V238H148ZM168 239H169V238H168ZM203 239L205 240V238H203ZM203 239H202V240H203ZM15 240H16V239H15ZM43 240H44V239H43ZM47 240H48V238H47ZM96 240H97V239H96ZM128 240H129V239H128ZM137 240L139 241V239H137ZM143 240H144V239H143ZM143 240H142V241H143ZM163 240H164V239H163ZM190 240H191V239H190ZM192 240H193V239H192ZM195 240H196V239H195ZM206 240H207V239H206ZM232 240H233V239H232ZM247 240H248V239H247ZM101 241H102V240H101ZM104 241H105V240H104ZM107 241H108V240H107ZM111 241H112V240H111ZM114 241H115V240H114ZM114 241H113V242H114ZM131 241H132V240H131ZM165 241H166V240H165ZM169 241H171V239H169ZM169 241H168V242H169ZM16 242H17V240H16ZM20 242H21V241H20ZM20 242H19V244H20ZM143 242H144V241H143ZM174 242H175V241H174ZM206 242H207V241H206ZM41 243H42V242H41ZM100 243H103V241L100 242ZM109 243H110V242H109ZM116 243H117V242H116ZM118 243H119V242H118ZM166 243H167V242H166ZM172 243H173V242H172ZM207 243H208V242H207ZM16 244H17V243H16ZM39 244H40V243H39ZM43 244H44V243H43ZM73 244H74V243H73ZM110 244H115V242H114V243H110ZM142 244H143V243H142ZM147 244H148V243H147ZM167 244H168V243H167ZM188 244H189V243H188ZM248 244H250V243H248ZM10 245H11V244H10ZM115 245H116V244H115ZM145 245H146V243H145ZM145 245H144V246H145ZM148 245H150V244H148ZM173 245H174V243H173ZM198 245H199V244H198ZM202 245H203V244H202ZM204 245H205V244H204ZM242 245H243V244H242ZM252 245H253V244H252ZM1 246H2V245H1ZM19 246H20V245H19ZM63 246H64V245H63ZM63 246H61V247H63ZM98 246H99V245H98ZM102 246H103V245H102ZM141 246H142V245H141ZM188 246H189V245H188ZM208 246H209V245H208ZM237 246H238V244H237ZM239 246H240V245H239ZM167 247H168V246H167ZM172 247H173V246H172ZM174 247H175V246H174ZM212 247H213V246H211V248H212ZM241 247H242V246H241ZM253 247H254V246H253ZM7 248H8V247H7ZM40 248H41V246H40ZM71 248H72V247H71ZM97 248L99 249V248H101V247H97ZM107 248H108V247H107ZM115 248H116V247H115ZM117 248H118V246H117ZM117 248H116V250H117ZM119 248H120V247H119ZM141 248H142V247H141ZM206 248H207V247H206ZM218 248H219V247H218ZM101 249H102V248H101ZM105 249H106V248H105ZM163 249H164V248H163ZM172 249H173V248H172ZM182 249H183V248H182ZM204 249H205V248H204ZM209 249H210V248H209ZM221 249H222V248H221ZM8 250H9V249H8ZM11 250H12V249H11ZM81 250H82V249H81ZM102 250H103V249H102ZM107 250H108V249H107ZM138 250H140V249H138ZM167 250H168V249H167ZM239 250H240V249H239ZM9 251H10V250H9ZM57 251H58V250H56V252H57ZM111 251H112V250H111ZM119 251H120V250H119ZM136 251H137V250H136ZM168 251H170V250H168ZM216 251H217V250H216ZM246 251H247V250H246ZM1 252H2V250H1ZM58 252H59V251H58ZM139 252H140V251H139ZM139 252H138V253H139ZM164 252H165V251H164ZM172 252H173V251H171V253H172ZM205 252H207V250H206ZM210 252H211V250H210ZM213 252H214V251H213ZM220 252H221V251H220ZM237 252H238V251H237ZM3 253H4V252H3ZM70 253H71V252H70ZM107 253H108V252H107ZM110 253H111V252H110ZM112 253H114V252H112ZM120 253H121V251H120ZM168 253H169V252H168ZM189 253H190V252H189ZM250 253H252V252L250 251L249 254H250ZM0 254H1V253H0ZM7 254H8V253H7ZM103 254H104V253H103ZM133 254H134V253H133ZM139 254H140V253H139ZM153 254H154V253H153ZM173 254H174V253H173ZM203 254H204V253H203ZM213 254H214V253H213ZM55 255H58V254L56 253ZM100 255H101V254H100ZM169 255H171V254L169 253ZM175 255H176V254H175ZM256 255H259V254H256ZM3 256H4V255H3ZM58 256H59V255H58ZM58 256H57V257H58ZM81 256H82V255H81ZM109 256H110V254H109ZM124 256H125V255H124ZM124 256H123V257H124ZM179 256H180V255H179ZM188 256H189V255H188ZM188 256H187V257H188ZM191 256H192V254H191ZM247 256H248V255H247ZM55 257H56V256H54V258H55ZM104 257H105V255H104ZM119 257H120V256H119ZM125 257H126V256H125ZM136 257H137V254H136ZM139 257H140V256H139ZM172 257H173V256H172ZM180 257H181V256H180ZM182 257H183V256H182ZM201 257H202V256H201ZM207 257H208V256H207ZM210 257H211V256H210ZM240 257H241V256H240ZM256 257H257V256H256ZM4 258H5V257H4ZM26 258H27V257H26ZM90 258H91V257H90ZM102 258H103V257H102ZM102 258H101V260H102ZM105 258H106V257H105ZM109 258H110V257H109ZM115 258H116V257H115ZM127 258H129V257H127ZM127 258H126V259H127ZM131 258H132V256H131ZM166 258H167V257H166ZM189 258H190V257H189ZM216 258H217V257H216ZM219 258H220V257H219ZM0 259H1V258H0ZM12 259H14V258H12ZM91 259H92V258H91ZM99 259H100V258H99ZM111 259H112V258H111ZM116 259H117V258H116ZM120 259H121V258H120ZM120 259H118V260H120ZM126 259H125V260H126ZM134 259H135V258H134ZM152 259H153V258H152ZM179 259H180V258H179ZM187 259H188V258H187ZM191 259H192V257H191ZM195 259H196V258H195ZM195 259H194V260H195ZM3 260H4V259H3ZM88 260H89V259H88ZM105 260H106V259H105ZM113 260H114V259H113ZM122 260H123V258H122ZM136 260H137V259H136ZM161 260H162V259H161ZM183 260H184V259H183ZM211 260H213V257H211ZM223 260H224V259H223ZM254 260H255V258H254ZM256 260H258V258H257ZM256 260H255V261H256ZM261 260H262V259H261ZM1 261H2V260H1ZM1 261H0V262H1ZM17 261H18V260H17ZM80 261H81V260H80ZM80 261H79V262H80ZM84 261H85V260H84ZM97 261H99V260H97ZM103 261H104V260H103ZM111 261H112V260H111ZM111 261H110V262H111ZM195 261H196V260H195ZM207 261H208V260H207ZM213 261H214V260H213ZM213 261H212V262H213ZM228 261H229V260H228ZM243 261H244V260H243ZM246 261H248V258H246ZM255 261H254V262H255ZM262 261H263V260H262ZM2 262H3V261H2ZM4 262H6V261H4ZM48 262H49V261H48ZM53 262H54V259H53ZM113 262H114V261H113ZM123 262H124V261H123ZM168 262H169V261H168ZM15 263H16V262H15ZM107 263H108V261H107ZM120 263H121V262H120ZM181 263H182V262H181ZM187 263H188V262H187ZM189 263H191V262H189ZM215 263H216V262H215ZM245 263L247 264L248 262H245ZM17 264H18V263H17ZM122 264H124V263H122ZM161 264H162V263H161ZM197 264H198V263H197ZM211 264H212V263H211ZM232 264H233V263H232ZM236 264H238V263H236ZM240 264H241V263H240ZM250 264H251V263H250Z\"/></svg>", "mask_w": 264, "mask_h": 264}]
</instances>
